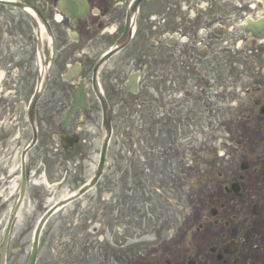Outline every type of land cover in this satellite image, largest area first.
Wrapping results in <instances>:
<instances>
[{
    "label": "flooded vegetation",
    "instance_id": "obj_1",
    "mask_svg": "<svg viewBox=\"0 0 264 264\" xmlns=\"http://www.w3.org/2000/svg\"><path fill=\"white\" fill-rule=\"evenodd\" d=\"M0 86L31 90L26 147L39 94L27 165L49 181L95 168L105 111L140 154L123 162L138 178L185 167L192 122L220 126L227 101L222 151L153 264H264V0H0Z\"/></svg>",
    "mask_w": 264,
    "mask_h": 264
},
{
    "label": "rangeland",
    "instance_id": "obj_2",
    "mask_svg": "<svg viewBox=\"0 0 264 264\" xmlns=\"http://www.w3.org/2000/svg\"><path fill=\"white\" fill-rule=\"evenodd\" d=\"M30 91L0 86V244L20 194V153L31 139L24 104L18 99L24 100ZM227 103L220 126L211 127L209 120L192 122L190 159L186 161L197 172L190 179L184 178L182 168L159 167L155 174L153 168L143 167L144 181L138 185L131 166L125 167L123 162L128 159L134 165L141 160L140 154L134 145L123 152L122 128L117 122L110 149L111 188L106 187L103 177L97 187L53 215L42 232L36 264H153L158 250L167 247L170 238L185 225L191 207L198 202V183L222 151L229 117ZM136 138L133 131L130 143L134 144ZM144 159L151 161L143 154ZM73 168L67 164L47 185L43 175L32 177L22 216L12 229L7 264L27 263L33 233L43 213L55 201L76 191L93 171V165H89L80 177ZM122 179L129 181L124 187ZM121 244L127 248L122 257L125 263L119 260Z\"/></svg>",
    "mask_w": 264,
    "mask_h": 264
},
{
    "label": "water",
    "instance_id": "obj_3",
    "mask_svg": "<svg viewBox=\"0 0 264 264\" xmlns=\"http://www.w3.org/2000/svg\"><path fill=\"white\" fill-rule=\"evenodd\" d=\"M108 140H109V136L106 139V145L104 146L103 153H102V160H101V163L99 165V168L96 172V176L94 177V179L90 183L83 186L74 196H72V197L60 202L59 204H57L54 208H52L49 212H47L44 215V217L41 219V221L39 222V225H38L36 232H35V235H34L32 250H31V254H30V257H29L27 264H35L36 263L38 250H39V240H40L41 231H42V228H43L45 222L52 215V213L57 208H59L60 206L67 204L68 202L76 199L77 197H79L83 193L87 192L90 188H92L97 183L99 177L103 173L104 159H105V153H106V149H107ZM26 188H27L26 175H25V171H23V181H22V185H21L20 198H19L18 203H17V205H16V207H15V209H14V211H13V213L9 219V222H8V225H7V228L5 230L3 240H2V244L0 247V264H6L7 249H8V243H9L11 228H12L13 222L17 216V213L21 207V204L23 202L25 192H26Z\"/></svg>",
    "mask_w": 264,
    "mask_h": 264
},
{
    "label": "bare ground",
    "instance_id": "obj_4",
    "mask_svg": "<svg viewBox=\"0 0 264 264\" xmlns=\"http://www.w3.org/2000/svg\"><path fill=\"white\" fill-rule=\"evenodd\" d=\"M44 183H45V184H47V182H46V181H45ZM21 216H22V215H21V214H19V216H18V217H19V219L21 218Z\"/></svg>",
    "mask_w": 264,
    "mask_h": 264
}]
</instances>
